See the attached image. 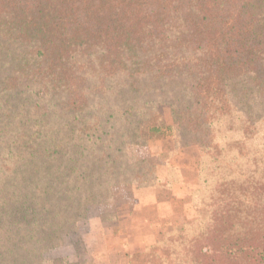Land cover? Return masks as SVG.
I'll return each instance as SVG.
<instances>
[{
    "label": "trees",
    "instance_id": "trees-1",
    "mask_svg": "<svg viewBox=\"0 0 264 264\" xmlns=\"http://www.w3.org/2000/svg\"><path fill=\"white\" fill-rule=\"evenodd\" d=\"M167 133L207 212L132 264H264V0H0V264H49L115 187L158 184L130 151Z\"/></svg>",
    "mask_w": 264,
    "mask_h": 264
},
{
    "label": "rangeland",
    "instance_id": "rangeland-1",
    "mask_svg": "<svg viewBox=\"0 0 264 264\" xmlns=\"http://www.w3.org/2000/svg\"><path fill=\"white\" fill-rule=\"evenodd\" d=\"M159 110L164 122L167 125H173L170 106L167 104L159 105ZM167 135L159 140L150 142L147 146H138L130 151L132 161L145 160L148 165L155 168L158 180H160L158 177L159 173L163 171L162 169L169 167L167 175L156 185L174 183L176 181L175 169L179 167L189 166L190 168L193 167L197 172L199 171L200 150L198 147L178 148L171 135L169 133ZM151 180H153V177L149 181ZM188 184L192 187L195 181L190 180ZM156 185L154 186L156 187ZM145 188L148 187H142L138 184V181L115 187L111 196L105 198L99 204L90 206V217L79 224L77 233L66 237L65 243L61 248L49 252L45 256L46 261L49 264H67L68 262L71 264H111L110 254L119 250V246L124 242L123 239L134 238V234L142 237V232L145 235L149 233L145 229L130 230L127 223L125 221L122 222V219L121 222L125 223V227L131 232H129V235L124 231L120 232L118 226L119 218H122L121 216L127 217L129 212L131 213L133 208H135L137 202L143 201L147 197L144 194L145 192H143ZM199 189L200 186L198 184V187L192 190V211L190 210L186 220L173 227L164 226L156 235L157 238L154 244L165 241V239L169 238V234L177 229L180 234L182 232L180 229L184 224L190 225L191 234L195 232L198 228L197 221L203 218V215H206L207 212L202 207V201L197 194ZM120 233L123 234L120 235ZM136 239L138 238L136 237ZM146 249L140 252H145ZM94 256L99 258L97 262H94Z\"/></svg>",
    "mask_w": 264,
    "mask_h": 264
},
{
    "label": "crops",
    "instance_id": "crops-1",
    "mask_svg": "<svg viewBox=\"0 0 264 264\" xmlns=\"http://www.w3.org/2000/svg\"><path fill=\"white\" fill-rule=\"evenodd\" d=\"M168 169L169 167L163 168V171L159 173L160 180H163L167 175ZM175 171L176 181L174 183L159 184L156 187L143 189L147 197L143 201H138L127 217L119 218L120 232L124 231L129 235L131 232L129 229H145L149 233L145 235L142 232V237L134 234V238L123 239L124 242L119 246V250L110 254L111 264H132L133 254L144 251L148 246L153 245L157 238L156 235L164 226L173 227L186 220L190 210L192 211V190L196 189L199 184L197 182L198 172L189 166L176 168ZM190 180L195 181L192 187L188 184ZM121 219L122 222L127 223L129 229L125 227L126 224L124 223V225ZM101 222L105 224L103 220ZM122 234L120 233V235ZM94 257V262H97L99 258Z\"/></svg>",
    "mask_w": 264,
    "mask_h": 264
}]
</instances>
